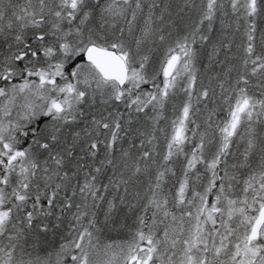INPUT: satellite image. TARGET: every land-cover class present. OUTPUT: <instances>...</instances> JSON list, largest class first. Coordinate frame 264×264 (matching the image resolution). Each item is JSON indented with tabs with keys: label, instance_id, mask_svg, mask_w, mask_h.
Wrapping results in <instances>:
<instances>
[{
	"label": "snow or ice",
	"instance_id": "obj_1",
	"mask_svg": "<svg viewBox=\"0 0 264 264\" xmlns=\"http://www.w3.org/2000/svg\"><path fill=\"white\" fill-rule=\"evenodd\" d=\"M0 264H264V0H0Z\"/></svg>",
	"mask_w": 264,
	"mask_h": 264
}]
</instances>
